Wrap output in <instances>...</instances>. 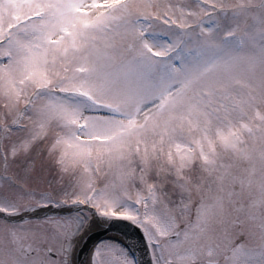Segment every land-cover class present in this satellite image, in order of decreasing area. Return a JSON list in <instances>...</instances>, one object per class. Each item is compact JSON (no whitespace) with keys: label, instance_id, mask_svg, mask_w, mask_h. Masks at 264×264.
Masks as SVG:
<instances>
[{"label":"snow or ice","instance_id":"1","mask_svg":"<svg viewBox=\"0 0 264 264\" xmlns=\"http://www.w3.org/2000/svg\"><path fill=\"white\" fill-rule=\"evenodd\" d=\"M113 220L150 264H264V0H0V264Z\"/></svg>","mask_w":264,"mask_h":264},{"label":"water","instance_id":"2","mask_svg":"<svg viewBox=\"0 0 264 264\" xmlns=\"http://www.w3.org/2000/svg\"><path fill=\"white\" fill-rule=\"evenodd\" d=\"M116 234L121 236L133 250L141 264H149V257L142 240V233L133 224L125 220H113L100 225L99 228L87 234L77 253V263L86 264V259L91 247L103 235Z\"/></svg>","mask_w":264,"mask_h":264},{"label":"bare ground","instance_id":"3","mask_svg":"<svg viewBox=\"0 0 264 264\" xmlns=\"http://www.w3.org/2000/svg\"><path fill=\"white\" fill-rule=\"evenodd\" d=\"M96 225H93V227H95Z\"/></svg>","mask_w":264,"mask_h":264}]
</instances>
